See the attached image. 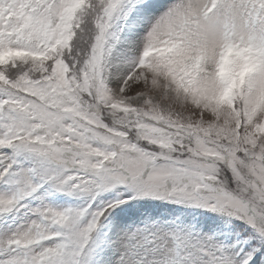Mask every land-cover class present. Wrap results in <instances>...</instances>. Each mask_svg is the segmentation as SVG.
Instances as JSON below:
<instances>
[{"label": "snow or ice", "instance_id": "snow-or-ice-1", "mask_svg": "<svg viewBox=\"0 0 264 264\" xmlns=\"http://www.w3.org/2000/svg\"><path fill=\"white\" fill-rule=\"evenodd\" d=\"M0 264H264V0H0Z\"/></svg>", "mask_w": 264, "mask_h": 264}]
</instances>
